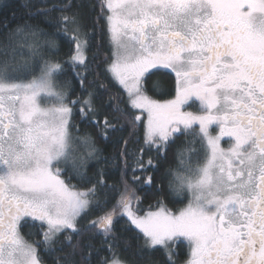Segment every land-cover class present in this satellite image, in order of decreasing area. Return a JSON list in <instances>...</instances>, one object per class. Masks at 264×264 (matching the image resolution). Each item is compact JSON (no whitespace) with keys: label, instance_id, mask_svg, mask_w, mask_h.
I'll return each instance as SVG.
<instances>
[{"label":"snow or ice","instance_id":"snow-or-ice-1","mask_svg":"<svg viewBox=\"0 0 264 264\" xmlns=\"http://www.w3.org/2000/svg\"><path fill=\"white\" fill-rule=\"evenodd\" d=\"M82 7L65 14L69 3L55 21L45 16L0 32V264H44L45 255L54 264H93L100 251L94 234L112 253L95 264H142L161 250L166 264H175L173 244L185 242L184 264H264V0H99L91 22ZM101 19L109 45L97 65L103 80L88 81L76 69H88ZM60 33L68 59L54 38ZM158 72L174 74L173 99L149 94L157 91L149 81ZM68 74L87 97L67 90ZM98 102L116 114L102 125ZM193 104L197 110H187ZM81 124L106 139L126 126L129 138L142 130L156 156L145 163V149L129 153L125 139L116 154L123 161L119 181L110 184L104 168L89 176L90 159L109 158L99 155L91 132L77 135ZM181 136L192 138L182 142L190 147L174 155L202 161L187 175L166 172L169 190L187 204L137 214L135 172L159 170ZM78 143L87 146V158L77 155ZM94 209L103 214L89 220ZM125 217L135 230L128 240L143 243L132 248L126 240L121 259L115 225ZM25 226L42 238L26 239Z\"/></svg>","mask_w":264,"mask_h":264},{"label":"trees","instance_id":"trees-1","mask_svg":"<svg viewBox=\"0 0 264 264\" xmlns=\"http://www.w3.org/2000/svg\"><path fill=\"white\" fill-rule=\"evenodd\" d=\"M69 3L72 4V8L68 9L65 14H70L73 11L77 4H81L82 11L88 16L90 22L93 17L97 14L99 10V0H0V32L6 31L4 25L7 24L8 29L15 28L18 24H23L25 21L29 23L36 24L44 20L45 16L52 19L53 21L57 20L61 15V8ZM95 6V7H92ZM48 9H52L51 11H47ZM43 10V11H42ZM35 13V15H33ZM40 27L45 29L49 33H55L56 27H50L47 23H40ZM57 27H63V25H59ZM55 39L61 45L60 55L64 59H68L67 47L64 44L63 34H57ZM109 51L107 33L104 29V21L101 19L99 24L95 26L93 29V35L91 37L90 47L87 51L88 56V69L79 68L76 71L87 74V80L92 81L96 79L98 82L103 80L102 73L98 76V72L100 71L97 68V65L103 66V60L106 54ZM25 57L28 56V52L25 51ZM62 80L71 81L70 84L66 85V88L69 92H72L73 89L74 95H79L82 98L87 97V91H82L80 88V84L76 80H72L70 74L62 77ZM153 83H157V91L155 93H149L158 100H166L175 96V76L174 74H166L163 72L156 73L149 81V86ZM91 85H89V88ZM112 91H116V89H112ZM109 97V93L103 94V100L107 102ZM98 107L100 111V115L97 119L100 121L101 125L104 122L105 116L111 119L115 113L111 112L106 106H102L98 102ZM114 124L118 122L116 120L112 121ZM123 124L124 121L121 120L119 122ZM139 127V126H138ZM85 132H91L94 139L95 145L98 149L101 150L99 153L102 157L109 158L107 162L104 159H100L99 161L95 159H90L88 164L86 165V171L89 176H93L98 168H104L108 175L105 177L108 182L116 183L119 181V169L123 166V161L119 159L116 155L121 149L124 147L123 141L125 139L128 140L127 148L129 153H136L139 155L138 150L141 148L145 149V154L143 159L145 163L148 158L155 157V151H148V146L145 145L143 140V132L138 131L136 135L131 136L132 129L128 126L124 127L123 131L111 133V139H106L103 135L99 134L97 128L81 124L80 132L77 135H83ZM191 137L181 136L177 139L176 143L172 146V149L168 152L167 160L159 167V170H156L153 167H148L146 171H137L135 172V176L140 178L139 185H130L132 188L136 190L137 196L140 197L139 204L134 202L133 207L135 211L142 214L148 209L157 208L162 203L163 206H166L169 210L175 212L179 209L183 208L187 204V199L185 196L176 197L174 192L169 190V183L173 180L171 175H166L167 170L171 169L173 171H177L180 167V163H184L188 165V167L195 168L202 161L197 157H192L189 161L186 156L177 157L174 155L178 148H188L190 145H185L182 142L185 140H191ZM128 163L131 166H134L133 159L130 157ZM157 163L154 160V164ZM133 175L132 171L129 170L128 177L129 179ZM151 179V183H149V178ZM72 183H78V181L73 180ZM119 186V185H118ZM163 189L162 191L159 189ZM102 211L93 210V212L89 215L88 219H95L97 216L102 215ZM29 231L37 233L34 236H29ZM116 235L120 238V248L117 250V255L119 258L124 259L127 255L123 252V247L125 241L128 238H131L135 235V230L133 226L128 224L127 218L120 219L115 225ZM25 237L28 240L32 239H41L42 237L38 234L37 228H28L24 231ZM87 239V237H86ZM103 237L100 234H94L92 237L93 243L97 248H100V251L97 255L92 257L93 264L100 258H112V253H110L107 248V244L101 245V240ZM63 240V237H60V241ZM132 248H135L136 245L143 243V238L139 241L135 239L128 240ZM59 241H57V247H59ZM173 249L178 255L173 256V260L175 264H179L181 261L185 260L188 256V246L187 243L183 244H173ZM58 255H62V253H58ZM44 264H54L53 258L45 255L43 257ZM167 258L164 255V252L156 251L151 254V256L146 257L142 264H166Z\"/></svg>","mask_w":264,"mask_h":264},{"label":"rangeland","instance_id":"rangeland-1","mask_svg":"<svg viewBox=\"0 0 264 264\" xmlns=\"http://www.w3.org/2000/svg\"><path fill=\"white\" fill-rule=\"evenodd\" d=\"M174 97H175V96H174ZM174 97L169 98V99H173ZM153 98H154V97H153ZM155 99H157V98H155ZM169 99H166V100H169ZM160 101H165V100H160ZM197 108H198V105L193 104L192 107L189 108V109H187V110H189V111H196ZM228 140H229L228 137L223 138L222 145H223L225 148L228 147V143H227ZM87 152H88V148H87L86 145H84V144H80V143L77 144V155L84 156L85 158H87ZM187 167H188L187 163L184 164V163L181 162V163H180V167H179V169H178L177 171H174V172H177V173H179V174H181V175H187L188 173L185 171V169H186ZM195 168H196V167H195ZM195 168H192V169L194 170ZM193 178H194V173H193ZM185 197H186V196H185ZM186 199H187V197H186ZM187 202H188V199H187ZM133 210L135 211L134 207H133ZM156 210H158V207H157V208H153V209H152V208H151V209H148L147 211H145V212L142 213V214H140V213L137 212V214H139V215H144V214H146V213L149 212V211H156Z\"/></svg>","mask_w":264,"mask_h":264},{"label":"flooded vegetation","instance_id":"flooded-vegetation-1","mask_svg":"<svg viewBox=\"0 0 264 264\" xmlns=\"http://www.w3.org/2000/svg\"><path fill=\"white\" fill-rule=\"evenodd\" d=\"M229 139H230V138H229ZM28 228H29L28 226H25L24 228L21 229V233H22V235L25 236L24 231H25L26 229L28 230ZM25 238H26V237H25ZM186 243H187V242H186ZM186 259H187V258H186ZM186 259H185V260H186ZM185 260L181 261L179 264H184V261H185Z\"/></svg>","mask_w":264,"mask_h":264}]
</instances>
